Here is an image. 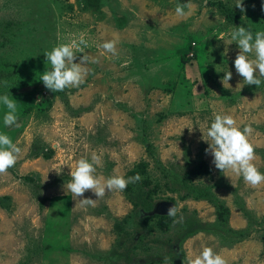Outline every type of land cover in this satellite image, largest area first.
<instances>
[{
  "label": "rangeland",
  "instance_id": "obj_1",
  "mask_svg": "<svg viewBox=\"0 0 264 264\" xmlns=\"http://www.w3.org/2000/svg\"><path fill=\"white\" fill-rule=\"evenodd\" d=\"M176 3L0 0V92L17 100L19 125L0 130L21 148L0 173V264H185L204 244L228 264H264V184L217 169L202 139L216 112L251 124L264 172V84L241 87L239 49L226 43L233 26L264 30V0H242L243 11L188 0L183 18ZM81 38L85 82L52 92L39 80L43 53ZM114 38L118 54L102 55ZM93 152L97 175L142 179L99 198L86 190L95 202L82 204L67 183Z\"/></svg>",
  "mask_w": 264,
  "mask_h": 264
},
{
  "label": "clouds",
  "instance_id": "obj_2",
  "mask_svg": "<svg viewBox=\"0 0 264 264\" xmlns=\"http://www.w3.org/2000/svg\"><path fill=\"white\" fill-rule=\"evenodd\" d=\"M234 5L243 11L242 0H235ZM174 13L183 18L191 15L192 9L188 6V0H177ZM235 43L239 51L233 61L236 73L242 77L247 85L261 86L264 84V30L253 32L245 26H233L227 34L226 43ZM86 42L72 39L67 43H60L44 52V56L50 67L41 72L39 80L52 92L63 91L66 88H78L85 82L89 68L87 56L82 55L77 60V52L84 53L82 47ZM117 39L103 40L98 47L102 49V55L111 53L117 55ZM228 48L224 49L226 56ZM97 58H93L96 62ZM222 84L230 87L229 80L232 72L228 66L223 70ZM0 109H3V127L18 125L17 100L9 95V91L0 92ZM200 130V129H199ZM201 132V130H200ZM253 132L251 124L241 126L234 115L228 112H216L213 118L206 124L202 133L203 140L207 142L205 152L212 157V163L223 172H230L252 187L264 184V172H261L254 162L256 153L254 145L249 137ZM21 153V148L14 143L10 135L0 130V173H5L16 164ZM102 164V155L93 152L89 157H80L75 161V167L71 170V180L67 183V189L74 197H81L82 204H93L95 199L84 197L86 190H91L96 198L103 197L106 191H123L129 183H135L142 179L139 173L126 176L123 173L113 174L107 177L97 175V167ZM177 209L173 206L168 210L169 216H175ZM185 264H228L224 255L215 250L211 245L204 244L198 251L190 254Z\"/></svg>",
  "mask_w": 264,
  "mask_h": 264
},
{
  "label": "trees",
  "instance_id": "obj_3",
  "mask_svg": "<svg viewBox=\"0 0 264 264\" xmlns=\"http://www.w3.org/2000/svg\"><path fill=\"white\" fill-rule=\"evenodd\" d=\"M200 166H205L204 163H201L197 166V169L200 167ZM136 173H139L138 170L134 169L130 172H128V174L126 176H132V175H135ZM131 188L130 184H128V186L125 188L126 191H129Z\"/></svg>",
  "mask_w": 264,
  "mask_h": 264
}]
</instances>
